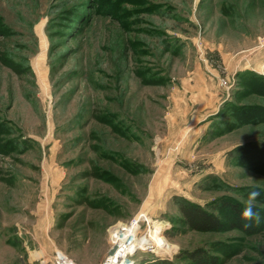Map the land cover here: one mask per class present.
Masks as SVG:
<instances>
[{"label": "rangeland", "instance_id": "1", "mask_svg": "<svg viewBox=\"0 0 264 264\" xmlns=\"http://www.w3.org/2000/svg\"><path fill=\"white\" fill-rule=\"evenodd\" d=\"M260 77L264 0H0V264H104L141 214L174 248L136 264H264ZM254 190L252 234L183 222Z\"/></svg>", "mask_w": 264, "mask_h": 264}, {"label": "trees", "instance_id": "2", "mask_svg": "<svg viewBox=\"0 0 264 264\" xmlns=\"http://www.w3.org/2000/svg\"><path fill=\"white\" fill-rule=\"evenodd\" d=\"M257 89L256 92H259L257 94L264 96V77H260ZM250 109L251 111L247 113H249V116H252L255 113L252 112L253 108ZM254 159L259 161L264 168V156H254ZM242 207L243 204L239 202H225L213 210L196 204L180 205L179 209L183 217V222L191 230L207 233L218 232L230 227L231 229H239L243 232L252 234L256 231L255 224L251 222L249 227H244L245 223L249 222L241 218ZM256 210L259 211V208L256 207ZM187 257L190 261L197 264H216L215 261L213 262L207 259L205 254H203V252L201 253V250L194 251Z\"/></svg>", "mask_w": 264, "mask_h": 264}, {"label": "bare ground", "instance_id": "3", "mask_svg": "<svg viewBox=\"0 0 264 264\" xmlns=\"http://www.w3.org/2000/svg\"><path fill=\"white\" fill-rule=\"evenodd\" d=\"M140 216L145 217L146 215L141 214ZM140 216L136 217L133 223L130 224L119 222L110 230V239L114 245L112 254L113 252L115 253V255L113 254V261L111 264L129 259L130 255L133 256L137 250L149 249L154 253H168L174 248V246L163 236L162 232L165 227L159 221H155L153 223V229L150 228L151 230H149V236H139L137 233L141 230ZM147 221L149 223L151 222L148 219ZM128 244H130V247L128 250H125L124 248L127 247ZM38 255V252L32 253V257L37 258ZM128 264H136V262L129 261Z\"/></svg>", "mask_w": 264, "mask_h": 264}, {"label": "clouds", "instance_id": "4", "mask_svg": "<svg viewBox=\"0 0 264 264\" xmlns=\"http://www.w3.org/2000/svg\"><path fill=\"white\" fill-rule=\"evenodd\" d=\"M261 193L259 191H251L246 200H242L243 207L241 209V218L249 223H245L244 227L247 228L250 226L251 222H255L257 224L261 221L260 211L256 210L255 202L258 197H260Z\"/></svg>", "mask_w": 264, "mask_h": 264}, {"label": "built area", "instance_id": "5", "mask_svg": "<svg viewBox=\"0 0 264 264\" xmlns=\"http://www.w3.org/2000/svg\"><path fill=\"white\" fill-rule=\"evenodd\" d=\"M129 243V242H128ZM130 244H128L127 247H125L124 249L125 250H128V248L130 247L129 246ZM115 250V249H114ZM113 254L115 255V253L113 252ZM113 254H112V250H111V253L109 254V257L108 259L104 262V264H111V262L113 261L112 258H113ZM131 257V255H130ZM56 264H75L73 262V260L69 259L67 256L63 255V254H58L56 256ZM117 260V259H116ZM129 259L127 260H121V261H118V263H114V264H128L129 263Z\"/></svg>", "mask_w": 264, "mask_h": 264}]
</instances>
